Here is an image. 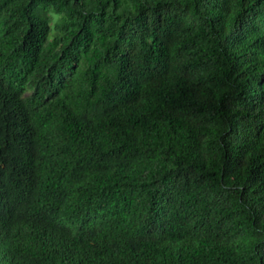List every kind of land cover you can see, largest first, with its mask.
<instances>
[{
  "label": "trees",
  "instance_id": "1",
  "mask_svg": "<svg viewBox=\"0 0 264 264\" xmlns=\"http://www.w3.org/2000/svg\"><path fill=\"white\" fill-rule=\"evenodd\" d=\"M0 264H264V0H0Z\"/></svg>",
  "mask_w": 264,
  "mask_h": 264
}]
</instances>
